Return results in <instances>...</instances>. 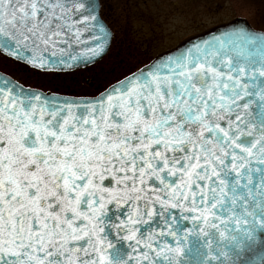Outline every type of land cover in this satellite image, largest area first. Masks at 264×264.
I'll use <instances>...</instances> for the list:
<instances>
[{"label": "snow or ice", "instance_id": "1", "mask_svg": "<svg viewBox=\"0 0 264 264\" xmlns=\"http://www.w3.org/2000/svg\"><path fill=\"white\" fill-rule=\"evenodd\" d=\"M97 7L0 0V48L43 67L35 53L68 43V33L79 41L89 22L99 25ZM239 37L259 40V60L233 59L213 42L197 48L204 58L169 56L125 77L99 106L42 104L0 85V264H179L189 230L182 239L173 209L238 250L252 241L250 226L264 229V34ZM110 204L126 205L127 219L110 223ZM106 227L126 233L127 258L110 253Z\"/></svg>", "mask_w": 264, "mask_h": 264}, {"label": "rangeland", "instance_id": "2", "mask_svg": "<svg viewBox=\"0 0 264 264\" xmlns=\"http://www.w3.org/2000/svg\"><path fill=\"white\" fill-rule=\"evenodd\" d=\"M113 31L108 53L96 64L66 73L43 72L0 53V70L23 84L92 96L195 33L235 18L264 31V0H100Z\"/></svg>", "mask_w": 264, "mask_h": 264}, {"label": "water", "instance_id": "3", "mask_svg": "<svg viewBox=\"0 0 264 264\" xmlns=\"http://www.w3.org/2000/svg\"><path fill=\"white\" fill-rule=\"evenodd\" d=\"M89 2L96 3L98 5L94 14L99 19V25L96 28H93L91 22H89L87 29L81 32L79 41L73 38L72 33H68V43L58 44L55 48L49 46L47 50L37 51L35 53L37 64H39L41 57L44 61H46L43 67L34 66L33 64L28 63L27 59H17L3 48H0V53L42 71H72L84 68L99 61L109 49L112 32L99 15L98 0H89ZM77 19L79 18L77 17ZM100 25H102L105 29L103 36L99 31ZM79 26L81 28L84 27L83 25ZM241 30L248 33H255L257 35L264 34V31L252 28L244 18H235L231 21L213 26L201 33L184 39L175 47L156 55L138 70L147 72L149 70V66H151L154 62L166 60L169 56L176 57L183 54L190 55L192 57L200 56L201 58H204L202 52H198L197 48L202 49L203 53H207L210 51L208 45L213 42L218 49L221 44H223L224 50H227L229 57L233 59L239 56V58L243 60L247 53H254L253 58L259 60V53L256 50L259 46V40L257 39L256 45H245L243 40L239 37ZM96 44L101 45L100 51L95 54L87 51V49L94 48ZM41 47L43 48V46ZM240 48L246 49V52L243 55L239 52ZM61 49H63V51H61ZM53 52H55V55H53ZM31 56H33V52L25 50V57ZM210 58L213 60L216 59L215 56ZM138 70L126 77H130L132 74L137 73ZM221 70L226 71V69L223 68ZM124 79L125 77L109 85L103 91L94 96H70L53 92H45L40 89L23 86L9 75L0 71V85L7 81V83L13 87L19 86L20 90L25 94L39 95L40 103L42 104L46 101L54 103L57 106L72 104L80 109H82L84 105L89 104H96L99 106V101L106 90L115 87ZM104 100L107 102L106 96H104ZM189 199L191 200V197ZM108 207L109 212L107 213L106 219L110 223L118 224L119 220L117 219V216L119 219H127L125 216V213L128 211L126 205L122 206L118 210L115 208L114 204H110ZM155 208L159 209V205H155ZM171 211L178 221V225L175 230L182 239L185 235L184 230H189L187 241L179 245L182 248L178 257L179 264H262V262H264V229L259 228L258 225L253 224L250 226L253 230L254 239L252 241L245 240L243 248L238 250L229 239L220 237L219 233L215 230L209 229L212 233L210 238L202 235L200 232V225L203 223L202 221L198 222L194 219H180V213L178 210L173 209ZM196 215H198V213ZM156 221H159L158 216L154 217L153 222ZM153 222H150V225ZM105 231L108 238L115 244V249L109 250L110 253L115 255L116 250H119V254L127 258L129 251L128 245L132 242L124 241L122 239V236L126 233L121 232L118 237L112 228L106 227ZM140 232L146 234V226L141 225ZM167 244L173 248L178 246V242L172 237H167ZM224 253L227 255H223ZM171 255L175 256L174 253H171Z\"/></svg>", "mask_w": 264, "mask_h": 264}, {"label": "flooded vegetation", "instance_id": "4", "mask_svg": "<svg viewBox=\"0 0 264 264\" xmlns=\"http://www.w3.org/2000/svg\"><path fill=\"white\" fill-rule=\"evenodd\" d=\"M98 2H99V5H100V13H101V3H100V0H98Z\"/></svg>", "mask_w": 264, "mask_h": 264}]
</instances>
